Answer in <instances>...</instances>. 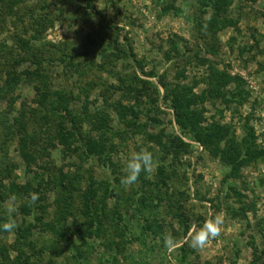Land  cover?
Instances as JSON below:
<instances>
[{
  "label": "rangeland",
  "instance_id": "374dc122",
  "mask_svg": "<svg viewBox=\"0 0 264 264\" xmlns=\"http://www.w3.org/2000/svg\"><path fill=\"white\" fill-rule=\"evenodd\" d=\"M168 5L176 11L166 13ZM199 7L18 0L0 9V44L18 52L0 57V87L20 81L9 95L14 106L0 101V224L9 196L18 197L16 229L0 231V264H180L185 254L187 264H264V159L228 178L222 157L177 124L171 98L176 85L187 86L206 99L201 127L229 130L238 142L253 137L264 152V0H236L227 15L234 24L214 35L196 28L195 19L211 18ZM37 65L48 94L66 92L76 125L59 115L30 122L46 114L42 84L32 82ZM217 74L226 83L209 99ZM237 90L242 97H233ZM16 119L28 124L27 144ZM64 122L72 145L56 137ZM87 139L102 156L87 155ZM142 147L153 153L154 171L125 187L122 169ZM23 151L34 157L29 167ZM27 187L39 196L33 206ZM216 213L224 215L221 236L192 249V225ZM165 233L176 238L174 250L164 247Z\"/></svg>",
  "mask_w": 264,
  "mask_h": 264
},
{
  "label": "trees",
  "instance_id": "16d2710c",
  "mask_svg": "<svg viewBox=\"0 0 264 264\" xmlns=\"http://www.w3.org/2000/svg\"><path fill=\"white\" fill-rule=\"evenodd\" d=\"M235 1L236 0H199V12L201 16L203 17L207 14H210L211 18L209 20H206L205 22H201L200 20V22H197L198 19H195L194 22L196 23V28L200 31L205 32V34L214 35L218 33L221 29L232 26L234 22L227 15L229 9L234 5ZM1 2L0 9L3 7L10 9L14 5H16L18 0H1ZM174 11H176V7L174 5H168L165 8L166 13ZM18 43L24 44V46L22 45L23 49H27L29 47V43L22 41V39H18ZM4 53L9 54L8 56L10 57L14 54V56H16L18 52L17 50L12 51L8 49L6 45L2 47L0 44V57H2V54ZM1 62L2 60L0 59V67L2 65ZM40 66L37 67L38 69L33 75L35 79L32 82H36L37 80L40 81V83L42 84L41 87H43L44 91L41 92L42 95L45 97L43 98L45 103L43 105V102L41 103V108L46 112V114L43 116L41 115L39 118L33 117V121L30 120V122L32 124H36L38 122H42L43 120L46 121L48 116L54 117L59 115L61 119H67L69 123L72 124L71 127L76 125V120L79 119L76 118V113L75 111H73L74 109L69 107V101L66 92L61 90L60 92H56V95L48 94V86L46 85L45 81L46 76L45 74L38 73L40 72ZM135 78L138 79L137 76ZM122 82L125 81L123 80ZM129 83L133 84V80H130ZM224 83H226V80L223 74L215 75L213 77V80L209 83V89L206 91L207 98H218L219 90L216 87L217 85L222 86ZM18 84H20V81H18V79H16L15 77H12L11 80L5 81L3 83V86L0 87V101H5L9 98L10 105L14 106L15 99L12 96L9 97V95L11 93H14ZM126 88L127 93H132L133 91H135V89L131 85H126ZM232 95L233 97H242V94L239 92V90H237ZM171 98L172 105L174 106L173 109L175 111V119L177 124L182 129L188 128L189 131L193 134L194 138L198 142L203 144L206 148L210 149L211 153L214 156L222 157L224 163L230 168V174L228 178L237 179L239 177V172L244 167H247L249 164L257 160L264 159V152L259 149L256 143V139H254L253 137L250 139H245L243 142H238L235 136H231L229 130L214 126L210 128H203L200 126L203 119V112L199 110L198 107L199 105H203L205 103L206 99H204V97L198 98L192 95L190 89L187 86H182V88H178L176 85V89H174V93H172ZM239 101L242 102L243 98ZM85 106L86 105H84V108H86ZM38 114H40V111H38ZM24 118L26 119L25 113ZM16 121L17 123H19L20 128L23 129L24 132V134L22 135V142H25V144H27L29 141V134L26 128L28 127V124L26 121L23 123L21 120L16 119ZM71 127L66 128L65 122L61 123V126L58 129V134L56 136L60 140V142L68 145L73 144V141L69 140L75 139L76 135L74 133H70ZM86 141L88 142L86 144V152L88 156L103 155V151L100 150L96 145H94L93 142H90L89 139H87ZM27 148L28 146H23L22 150L27 151ZM25 151H23L22 153L24 154L25 160L28 163L29 167V163L34 162V157L28 153H25ZM169 154L170 153H168V156ZM29 191L30 187H27L25 189V194H28ZM88 211L89 217L93 225H95V219L93 218L91 209H89ZM181 220L182 219H180V221ZM181 251L185 252V248L181 247ZM185 256L180 261V264H187L185 262Z\"/></svg>",
  "mask_w": 264,
  "mask_h": 264
},
{
  "label": "clouds",
  "instance_id": "9594fccd",
  "mask_svg": "<svg viewBox=\"0 0 264 264\" xmlns=\"http://www.w3.org/2000/svg\"><path fill=\"white\" fill-rule=\"evenodd\" d=\"M156 166L153 153L146 148H140L139 151H133L127 159L126 165L122 169L123 175L121 176L120 183L125 187L135 184L140 177V174L146 173L150 175ZM39 199L37 193H29L24 197V200L29 206H33ZM18 197L16 194L9 196V206L7 208V217L5 221L0 224V231L11 233L17 225L13 218V213L17 212L16 202ZM224 225L223 213H216L210 218H206L201 226L192 225L190 236V247L194 250H203L209 243L221 236L222 228ZM162 242L168 250H174L177 245L176 238L171 233H165L162 236Z\"/></svg>",
  "mask_w": 264,
  "mask_h": 264
}]
</instances>
